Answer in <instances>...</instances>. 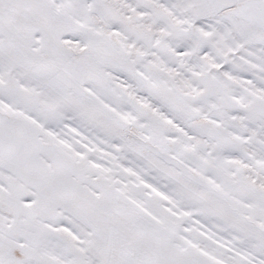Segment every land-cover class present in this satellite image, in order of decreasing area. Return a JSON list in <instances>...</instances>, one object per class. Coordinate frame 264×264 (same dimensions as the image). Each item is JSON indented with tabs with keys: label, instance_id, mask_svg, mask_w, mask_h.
Instances as JSON below:
<instances>
[{
	"label": "snow or ice",
	"instance_id": "snow-or-ice-1",
	"mask_svg": "<svg viewBox=\"0 0 264 264\" xmlns=\"http://www.w3.org/2000/svg\"><path fill=\"white\" fill-rule=\"evenodd\" d=\"M0 264H264V0H0Z\"/></svg>",
	"mask_w": 264,
	"mask_h": 264
}]
</instances>
